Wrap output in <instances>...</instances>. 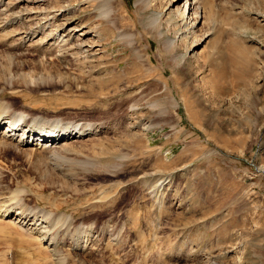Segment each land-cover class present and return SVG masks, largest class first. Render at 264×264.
Instances as JSON below:
<instances>
[{"label":"rangeland","instance_id":"374dc122","mask_svg":"<svg viewBox=\"0 0 264 264\" xmlns=\"http://www.w3.org/2000/svg\"><path fill=\"white\" fill-rule=\"evenodd\" d=\"M176 5L0 0V109L87 128L3 118L0 264H264V0Z\"/></svg>","mask_w":264,"mask_h":264},{"label":"bare ground","instance_id":"6f19581e","mask_svg":"<svg viewBox=\"0 0 264 264\" xmlns=\"http://www.w3.org/2000/svg\"><path fill=\"white\" fill-rule=\"evenodd\" d=\"M191 1L192 0H187L183 5H181L180 4V0H171V4L172 5H176V3H177V5H176V8L173 10L175 13H177V14H181V15H183L184 17L183 18H186L187 17V14H188V12H190L189 10H190V4H191ZM195 1V0H194ZM13 3V2H12ZM195 3V2H194ZM12 4H10V6H11ZM9 6V7H10ZM13 7V6H12ZM13 12V11H12ZM54 12V11H53ZM15 13V12H14ZM18 13V12H17ZM11 15V14H10ZM13 15V14H12ZM54 16V15H53ZM56 17V16H55ZM71 19V18H70ZM70 19H68L67 20V24H69V22H70ZM5 21V20H4ZM23 21V20H22ZM25 21V20H24ZM58 21V20H57ZM189 23H190V21H189ZM196 22H194V23H192V24H195ZM1 24V23H0ZM62 25V24H61ZM187 25H189V24H187ZM76 26V25H75ZM58 27V26H57ZM59 27H60V25H59ZM74 27V26H73ZM189 27V26H188ZM22 28V27H21ZM76 28V27H75ZM71 30H75V29H72L71 28ZM9 31V30H8ZM31 31V30H30ZM37 31V30H36ZM13 32V31H12ZM11 31H9V33L11 34L12 33ZM84 32H89V30H87V31H83V34H84ZM8 33V34H9ZM18 33V32H17ZM16 33V34H17ZM87 34V33H86ZM13 35H15L14 33H13ZM13 35H10V36H13ZM8 37H9V35H8ZM59 37V36H58ZM62 38V37H61ZM61 38H60V40H61ZM6 39V38H5ZM65 39V38H64ZM59 40V39H58ZM70 39H65L64 41H63V39H62V41L64 42L62 45L63 46H61V47H65V48H68L67 47V44L70 46V47H74V49H76V54H78V53H80L81 51H83V49L85 48V50L83 51V52H81V53H84L85 51H87V53L88 52H91L93 55H96L98 52H97V49H95V46H96V43L95 42H90V43H86L84 40L83 41H81V42H78V43H70V42H67V41H69ZM57 41V40H56ZM98 42V41H97ZM8 44V43H7ZM68 50V49H67ZM63 53V52H62ZM86 53V52H85ZM89 54V53H88ZM79 55V54H78ZM66 56L67 55H63V57H61L62 58V61H68L67 60V58H66ZM76 56V55H75ZM84 57V56H83ZM66 58V59H65ZM89 58V57H88ZM85 59V58H84ZM48 69V68H47ZM106 69V68H105ZM48 71V70H47ZM55 77H58V76H61V73L60 72H57V70H55ZM49 73L51 74V72L49 71ZM105 74V73H104ZM51 76H53V75H51ZM42 77V76H41ZM40 77V78H41ZM39 78V79H40ZM112 78V77H111ZM21 80H23V79H21ZM109 80V79H108ZM20 82V81H19ZM15 95V94H14ZM1 108H2V106H0ZM4 117H7V119H9L8 120V122H4L5 124L6 123H8V125H5V127H6V134H9L10 136L14 133V134H16V132L17 131H20V130H22V136H24L26 133H28L29 135L27 136V140H26V144H29L30 143V141H31V139L29 140V137H32V141L34 142L35 140L37 141V143H41L42 144V142H45L46 143V148L49 146V144H50V141H51V139H52V143L54 142L55 143V141H57V139L59 138V137H63V136H67V138H63L64 139V141H66L67 139H69L70 138V136H71V138L72 137H74V136H78V137H80V136H82L84 133H85V130H87V128L84 126V128H80V127H78V126H74L73 124H71V126L73 125L74 127H75V129L74 130H72L71 132H65L66 134H62V135H60V134H58V135H56V136H54V135H51V136H48L49 135V133H48V135H47V132L45 133V132H42V130H38V129H31V126H26V125H24V126H21V128H19V126L23 123H19V124H17V122H18V118L17 117H15V116H12V113H9L8 111H4V108H3V110L2 109H0V125H2L3 124V118ZM23 121H26V120H23ZM30 121V120H29ZM55 126V125H54ZM58 126V125H57ZM68 126V125H67ZM70 127V126H69ZM44 128V127H43ZM62 129V128H61ZM65 129V128H64ZM75 131V132H74ZM61 132V131H60ZM64 132V131H63ZM73 135V136H72ZM8 136V135H7ZM75 138V137H74ZM61 140V139H60ZM19 142L21 143H23V144H25V141H24V138L22 137V138H20V140H19ZM53 143V144H54ZM66 143V142H65ZM0 144H2L3 146L5 145V148H7V149H11V150H13V149H15L16 148V146L13 144V145H11V144H7V143H5V141L2 143V142H0ZM67 144V143H66ZM64 145V144H63ZM3 146H0V149H2V147ZM58 147H60V146H58ZM262 171L264 170V168L262 167V168H260ZM10 200H11V198H10ZM6 202V201H5ZM4 202V203H5ZM3 204V203H2ZM4 205H0V216H2V218L4 217V218H6V217H11L13 214H14V212H13V210H11L10 208H8V207H6L4 210H1V208L3 207ZM5 207V206H4ZM19 209V212L18 213H16V215H15V220H17L18 221V223L19 222H21L22 223V221H23V223H26V224H32V225H37L38 226V220L40 219L39 217H37V219H36V216L33 214L32 216H31V218H29V214L28 215H26L25 214V212H27L25 209L24 210H22L24 207L22 206V205H19V207H18ZM21 208V209H20ZM3 209V208H2ZM32 214V213H31ZM28 219V220H27ZM42 223H43V221H42ZM39 224H41V222H39ZM37 228V227H36ZM33 229V228H32ZM34 230V229H33ZM33 230H31V236H33V234H32V231ZM40 231H42L41 229H40ZM39 230H38V232H39V234H41V236H43V239H45L46 237H47V232H45V231H48V230H43L42 232H40ZM34 232V231H33ZM37 235V234H36ZM39 239H41V237H39V236H37ZM48 238H49V236H48ZM37 239V238H36ZM47 239V238H46ZM41 241H42V239H41ZM48 241V240H47ZM56 242V241H55ZM52 244H54V243H50V245L52 246ZM57 245V244H56ZM55 245V246H56ZM55 246L53 245V247H52V249L51 250H53V252L54 251H58V250H56L55 249ZM52 252V253H53ZM58 253V252H57ZM54 254H55V252H54ZM53 254V255H54ZM62 259V258H61Z\"/></svg>","mask_w":264,"mask_h":264}]
</instances>
